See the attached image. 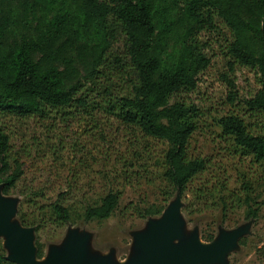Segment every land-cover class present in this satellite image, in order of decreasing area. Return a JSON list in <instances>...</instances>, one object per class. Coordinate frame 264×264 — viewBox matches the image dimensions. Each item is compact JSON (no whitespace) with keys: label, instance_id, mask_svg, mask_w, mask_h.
<instances>
[{"label":"trees","instance_id":"obj_1","mask_svg":"<svg viewBox=\"0 0 264 264\" xmlns=\"http://www.w3.org/2000/svg\"><path fill=\"white\" fill-rule=\"evenodd\" d=\"M218 22L229 32L222 54L252 69L259 89L242 102L254 128L233 113L215 124L264 175V135L255 131H264V0H0V118L44 119L64 109L90 114L102 106L134 133L165 145L160 179L183 195L206 162L188 152L203 113L179 97L194 92L199 75L209 68L208 52L215 43L202 36L216 31ZM225 80L232 102L235 85ZM20 168L0 125L3 194L16 186ZM241 189L242 197L231 194L229 200L245 206V219L255 218L250 182ZM69 195L61 193L47 206L53 223L70 219ZM118 204V192L108 191L85 204L81 218L105 220ZM140 214L160 215L161 207L152 205ZM36 257H43L39 243ZM0 264L14 263L0 251Z\"/></svg>","mask_w":264,"mask_h":264},{"label":"rangeland","instance_id":"obj_2","mask_svg":"<svg viewBox=\"0 0 264 264\" xmlns=\"http://www.w3.org/2000/svg\"><path fill=\"white\" fill-rule=\"evenodd\" d=\"M216 25V31L202 36L215 43L208 52L209 68L199 75L194 92L179 97L203 113L188 152L206 162L204 172L189 183L183 195L160 179L165 145L134 133L101 111L102 106H95L90 114L64 109L44 119L0 118L10 138V157L22 171L9 194H3L0 186V198L10 202L15 211L11 223L30 228L35 247L42 245L40 260L53 250L62 252L70 240L86 237L83 264L100 260L127 264L140 254L137 236L179 200L183 226L177 243L196 236L208 244L236 231L239 235L223 260L210 264H264V252L259 250L264 246V175L251 158L236 152L231 139L222 136L215 124V119L233 113L254 128L253 119L243 115L242 102L259 86L252 69L232 64L222 54L221 45L229 32L221 22ZM225 79L235 85L232 102ZM255 131L264 135L261 128ZM245 181L251 184L249 197L252 208L257 209L255 218L245 219V206L229 200L231 194L244 195L241 187ZM111 190L119 194L114 213L105 220L84 221L83 206ZM64 192L70 193L67 204L73 205V212L69 220L56 224L49 220L47 206ZM152 205L161 207V214L141 216V211ZM0 251L5 257L11 254L4 235H0Z\"/></svg>","mask_w":264,"mask_h":264},{"label":"water","instance_id":"obj_3","mask_svg":"<svg viewBox=\"0 0 264 264\" xmlns=\"http://www.w3.org/2000/svg\"><path fill=\"white\" fill-rule=\"evenodd\" d=\"M0 235L7 239L11 254L6 257L14 264H83L86 254V237L70 240L62 252L53 250L46 259L36 257L32 230L12 224L14 209L11 203L0 198ZM183 221L179 200L171 204L155 221H150L145 232L136 238L140 254L127 264H210L221 262L232 247L238 232L233 231L221 239L203 244L196 236L177 243L182 237ZM92 264H111L100 260Z\"/></svg>","mask_w":264,"mask_h":264}]
</instances>
